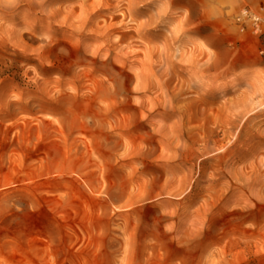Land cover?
Returning a JSON list of instances; mask_svg holds the SVG:
<instances>
[{
  "label": "rangeland",
  "instance_id": "1",
  "mask_svg": "<svg viewBox=\"0 0 264 264\" xmlns=\"http://www.w3.org/2000/svg\"><path fill=\"white\" fill-rule=\"evenodd\" d=\"M0 264H264V0L0 9Z\"/></svg>",
  "mask_w": 264,
  "mask_h": 264
},
{
  "label": "bare ground",
  "instance_id": "2",
  "mask_svg": "<svg viewBox=\"0 0 264 264\" xmlns=\"http://www.w3.org/2000/svg\"><path fill=\"white\" fill-rule=\"evenodd\" d=\"M48 0H0V9H6V10H12V9H15L18 5L24 3L29 10H35L37 7H40L42 8L46 2ZM55 14L56 12H54L52 15L49 16V18H54L55 17ZM26 23V22H25ZM26 25V24H24ZM24 28V27H23ZM98 29V28H97ZM13 32L12 33H16L17 30H12ZM20 31V30H18ZM21 32V31H20ZM11 33V34H12ZM24 34H27V33H24ZM32 35V34H31ZM28 36V34H27ZM20 37V36H19ZM33 38V37H32ZM51 43V42H50ZM76 46V45H75ZM78 49L81 50V46L80 45H77ZM77 47H76V50H77ZM75 48V47H74ZM93 56V54H92ZM82 57V62L78 64V66L80 65H85L84 64V61L87 62L88 60L92 59V60H96L97 59V56H94L93 58H90L88 57V55L85 54V52L83 53V55L81 56ZM96 57V58H95ZM104 59V58H103ZM106 61V60H105ZM103 61V65L105 66H108L109 65L107 64V61L105 62ZM92 62V61H91ZM96 62V61H95ZM97 63V62H96ZM87 64H90V63H87ZM100 65V64H99ZM88 66V65H87ZM91 67V65H90ZM114 67V66H113ZM73 68V67H72ZM115 68V67H114ZM101 71V69H100ZM95 72H98V71H95ZM102 73V72H101ZM104 74V73H103ZM105 76V75H104ZM109 79L112 80L111 83H113L111 86H112V93L114 94V96H117V97H121L123 96L126 92H128V89L125 87V85L122 84V82L120 81V79H118V74L116 73H111L109 75ZM107 79V78H106ZM110 85V84H109ZM109 90V89H108ZM111 90V89H110ZM109 90V91H110Z\"/></svg>",
  "mask_w": 264,
  "mask_h": 264
},
{
  "label": "built area",
  "instance_id": "3",
  "mask_svg": "<svg viewBox=\"0 0 264 264\" xmlns=\"http://www.w3.org/2000/svg\"><path fill=\"white\" fill-rule=\"evenodd\" d=\"M248 19L251 21L253 31L259 32L262 27V18L260 15L255 13H250L248 9L243 10L241 16H239V20Z\"/></svg>",
  "mask_w": 264,
  "mask_h": 264
}]
</instances>
